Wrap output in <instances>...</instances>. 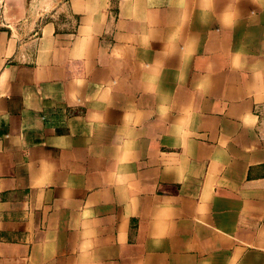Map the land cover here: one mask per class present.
I'll return each mask as SVG.
<instances>
[{
	"label": "crops",
	"instance_id": "crops-1",
	"mask_svg": "<svg viewBox=\"0 0 264 264\" xmlns=\"http://www.w3.org/2000/svg\"><path fill=\"white\" fill-rule=\"evenodd\" d=\"M4 4L0 264H264V0Z\"/></svg>",
	"mask_w": 264,
	"mask_h": 264
},
{
	"label": "rangeland",
	"instance_id": "rangeland-1",
	"mask_svg": "<svg viewBox=\"0 0 264 264\" xmlns=\"http://www.w3.org/2000/svg\"><path fill=\"white\" fill-rule=\"evenodd\" d=\"M27 3L30 5L28 8L31 7V10L39 11L41 9H50L56 3V0H27ZM4 5V0H0V21H3L5 17ZM5 19L7 18L5 17Z\"/></svg>",
	"mask_w": 264,
	"mask_h": 264
}]
</instances>
